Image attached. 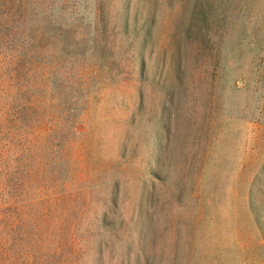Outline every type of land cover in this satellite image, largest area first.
I'll return each instance as SVG.
<instances>
[{
  "label": "rangeland",
  "instance_id": "obj_1",
  "mask_svg": "<svg viewBox=\"0 0 264 264\" xmlns=\"http://www.w3.org/2000/svg\"><path fill=\"white\" fill-rule=\"evenodd\" d=\"M3 15L0 264H264V0Z\"/></svg>",
  "mask_w": 264,
  "mask_h": 264
},
{
  "label": "trees",
  "instance_id": "obj_2",
  "mask_svg": "<svg viewBox=\"0 0 264 264\" xmlns=\"http://www.w3.org/2000/svg\"><path fill=\"white\" fill-rule=\"evenodd\" d=\"M3 5L4 0H0V24L4 18L3 15ZM5 183L2 178H0V246L3 245L5 241L11 240L12 256L16 257L19 254L18 251V228L20 227L21 217L20 212L13 208L12 205H5V197L3 188ZM7 234L9 236H7Z\"/></svg>",
  "mask_w": 264,
  "mask_h": 264
}]
</instances>
